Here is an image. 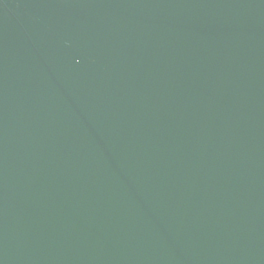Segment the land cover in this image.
Wrapping results in <instances>:
<instances>
[{"label": "water", "instance_id": "water-1", "mask_svg": "<svg viewBox=\"0 0 264 264\" xmlns=\"http://www.w3.org/2000/svg\"><path fill=\"white\" fill-rule=\"evenodd\" d=\"M0 264H264V0H0Z\"/></svg>", "mask_w": 264, "mask_h": 264}]
</instances>
